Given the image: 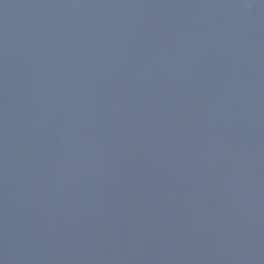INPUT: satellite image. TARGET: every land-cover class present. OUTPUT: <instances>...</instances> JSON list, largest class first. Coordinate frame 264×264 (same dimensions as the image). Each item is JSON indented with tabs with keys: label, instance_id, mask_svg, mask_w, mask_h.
<instances>
[{
	"label": "water",
	"instance_id": "1",
	"mask_svg": "<svg viewBox=\"0 0 264 264\" xmlns=\"http://www.w3.org/2000/svg\"><path fill=\"white\" fill-rule=\"evenodd\" d=\"M0 264H264V0H0Z\"/></svg>",
	"mask_w": 264,
	"mask_h": 264
}]
</instances>
